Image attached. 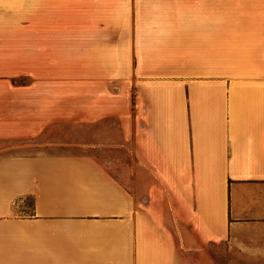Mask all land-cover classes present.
I'll list each match as a JSON object with an SVG mask.
<instances>
[{"label":"crops","instance_id":"0c3cea01","mask_svg":"<svg viewBox=\"0 0 264 264\" xmlns=\"http://www.w3.org/2000/svg\"><path fill=\"white\" fill-rule=\"evenodd\" d=\"M63 121L117 149L1 151L0 264H264V0H0V141Z\"/></svg>","mask_w":264,"mask_h":264},{"label":"rangeland","instance_id":"374dc122","mask_svg":"<svg viewBox=\"0 0 264 264\" xmlns=\"http://www.w3.org/2000/svg\"><path fill=\"white\" fill-rule=\"evenodd\" d=\"M18 80L24 81L25 79L19 78ZM116 127V124H111V135L102 136L99 132H101L103 125L94 126V124H87L86 121L77 124H71L70 121H63L62 123H56L48 126L45 134L37 138L0 141V152L13 149L27 151L43 145H48L57 151L70 152L87 148L93 143H95L97 147H102V145H104L107 149H117V145L115 146L117 138L114 136L113 132V130H116ZM94 137H100V139L93 140ZM112 153H115L116 158L118 157L117 151H112ZM117 167L118 164L116 162V173L118 172ZM124 173L125 171L122 172L121 176H124ZM30 204L31 198L25 196L16 204V211L20 213L28 212Z\"/></svg>","mask_w":264,"mask_h":264}]
</instances>
